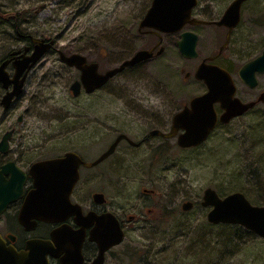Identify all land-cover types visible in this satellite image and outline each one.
Instances as JSON below:
<instances>
[{
  "label": "rangeland",
  "instance_id": "1",
  "mask_svg": "<svg viewBox=\"0 0 264 264\" xmlns=\"http://www.w3.org/2000/svg\"><path fill=\"white\" fill-rule=\"evenodd\" d=\"M152 1L0 0V59L15 44L17 33L22 38L30 34L55 40L56 49L82 54L105 72L156 44L153 36L138 33ZM211 1L220 17L232 0ZM208 30L196 28L202 36V57L217 52L224 42L223 37L206 41ZM234 41L236 53L223 63L238 74L244 63L264 50V0L245 4ZM58 57L45 58L23 97L4 115L0 92V142L14 130L8 153H0V165L14 160L27 169L69 151L96 160L122 134L138 143L154 129L168 132L174 114L198 92L193 76L201 55L184 59L176 46H167L164 55L114 78L95 94L77 98L70 86L79 73L61 65ZM187 73H191L188 79ZM239 88L244 91L242 83ZM225 133L228 136L220 135ZM220 134L193 150H181L177 139L165 142L160 137H151L149 145L139 148L121 142L98 168L116 175L114 189L107 192L119 210L146 204L144 189H155V203H162L152 221L130 223L123 244L113 249L115 256L107 264H264V239L244 232L234 239L232 228L208 222L209 209L201 205L207 188L221 197L241 192L253 205H264V107L261 118L243 117ZM98 185L86 188V195ZM186 199L195 204L189 212L182 210ZM171 211L173 215L168 214ZM158 216L160 220H155ZM14 218L11 213L0 218L1 233L23 235Z\"/></svg>",
  "mask_w": 264,
  "mask_h": 264
},
{
  "label": "water",
  "instance_id": "2",
  "mask_svg": "<svg viewBox=\"0 0 264 264\" xmlns=\"http://www.w3.org/2000/svg\"><path fill=\"white\" fill-rule=\"evenodd\" d=\"M246 1H233L217 25L226 26L230 31L237 27L241 21L242 5ZM196 5L197 0H154L141 22L140 29L149 28L158 33H178L188 23L209 24L205 21L191 19L192 10ZM35 42L36 49L32 56L15 64L14 78H11L6 70L8 62L0 65V82L5 89H9L10 85L14 86L13 90L7 92L1 100L5 110L9 109L13 101L22 94L28 70L36 65L55 44V41L35 40ZM197 43L198 36L195 33L184 32L178 46L182 55L195 59L198 56ZM153 52V50H140L132 58L103 74L99 73L97 63L88 64L87 58L82 54L67 55L59 50V58L67 66L74 67L81 73L80 80L71 86L73 95L78 97L82 89L90 94L105 86L125 69L150 60ZM162 52L163 49L159 53ZM258 74H264V51L256 59L244 64L239 72L243 83L252 89L258 86ZM197 78L205 81L209 93L194 98L189 106L177 113L173 118L169 133L154 130L151 135H161L172 139L179 131H183L178 136V146L183 149L197 147L207 140L216 127L218 119L214 108L216 102L222 103V109L225 111L222 121L225 123L243 115L253 106V104H245L235 98L236 85L229 73L221 67L204 62L198 67ZM220 93H225V95L217 97ZM259 101H264V94ZM21 120L20 117L19 122ZM13 134L14 130L4 134L0 142V153H8ZM123 140L128 141L134 147L139 145L127 135L122 134L92 164L84 163L76 153L69 152L64 157L43 160L31 165L29 174L33 179L34 188L28 193L23 203L18 216L19 224L26 231L31 232L35 230L38 221L56 223L72 215H77L78 220H84L80 207L71 202L72 192L80 178V166L84 164L91 167L103 162L116 151ZM26 181V172L15 161H9L0 168V217L6 213L11 203L24 196ZM202 206L210 208L207 215L210 224L241 226L264 239V207L253 205L244 194L235 192L222 198L214 189L207 188L204 191ZM191 208V203L183 205L185 211ZM10 239L14 240V237L11 236ZM91 240L99 247V255L92 264H104L107 251L122 244L124 232L116 219L108 221L105 218H98L97 228ZM63 244L61 249L56 250L51 242L31 240L26 250L18 251L12 245L7 246L6 240L0 234V264H50L48 255L56 256L59 251L66 254L62 264H84L81 255L82 241L77 246L67 242Z\"/></svg>",
  "mask_w": 264,
  "mask_h": 264
},
{
  "label": "flooded vegetation",
  "instance_id": "3",
  "mask_svg": "<svg viewBox=\"0 0 264 264\" xmlns=\"http://www.w3.org/2000/svg\"><path fill=\"white\" fill-rule=\"evenodd\" d=\"M233 1H235V0H232L230 2V4ZM249 1L250 0H247L246 2L243 3L242 9L244 8L245 4ZM152 3H153V1L151 2L149 9L151 8ZM209 4L210 5L212 4L211 0H197V5L193 8L192 15H191V19H197V20L205 21V22H208L209 24H191V23H188L178 33H158L156 31H153V30L148 29V28L140 29L141 22L143 21L145 15L149 11V9L146 11V13L144 14V16L142 17V19L140 20V22L138 24L139 36H153L156 39V44L154 46L150 47L149 49H144V50H153L154 51L153 57L150 60L164 55L167 52V46H169V45L170 46H176L179 50L180 55L184 59H189V58H186L184 55H182V53L180 52L178 43L182 39V34L184 32H192L198 36V43H197V54H198V56L195 59H189V60H196L201 55V60L198 63V66H197V68L194 72V76H193L194 82L196 84H198L197 85L198 86L197 87L198 92L190 100V102L184 106V108L189 106L191 101L194 98L202 97V96L209 93V88H208L207 84L205 83V81L197 78L198 67L204 62L208 65L221 67L227 73H229V75L232 77V79L236 85V88H237L235 98L240 99L245 104H253V106L251 108H249V110H247L243 115L238 116L234 119H231L228 123H225L222 121V117L225 113V111L222 109V103L216 102L214 104V108H215V111L217 113V118H218L216 127L213 129V131L210 133L209 137L207 138V140L203 144H201L200 146H197V147L190 148L192 150L198 149V148L202 147L203 145H205L210 140V138L216 134V132H219V134H220L221 131H224L225 128H227L229 125H231L236 120H239L243 117L250 116V115H254L257 118L258 117L261 118L263 115V107H264V101H259L261 96L264 94V86L261 85V80L264 77V74H258L257 75L258 86L256 88L252 89V88L248 87L246 84H244L243 81L241 80V78L239 76V72H240L241 68L239 69L238 74H237L234 69L229 68L227 65H225L223 63V60H228V59L232 60L231 57L236 53V42L234 40H235L236 34L239 32L241 21H240L239 25L237 27H235L232 31H230V29L226 26L217 25V22H219V20L223 17L225 11L230 6V4L228 5L226 10L224 11V13L220 17H217V15L214 14V12L211 9V6ZM241 16H242V12H241ZM128 27L132 28V24L128 25ZM198 27L209 28V30L206 34V41H208V42L213 43L215 40H217L218 37L224 38V42L220 45L217 52H213L212 54L210 53V54L204 55L202 57V54L199 52V46L201 43V37L202 36L198 32H196V28H198ZM19 28L17 29L18 31H19ZM20 30H21V28H20ZM17 35H18V38H17L15 44H13L12 47L9 48L7 50V52H5L3 57L0 59V65L4 62H8L6 70L9 73V76L11 78H14V74L16 72L15 64L24 60L25 58L32 56V54L34 53V51L36 49L35 40H45L47 42L55 41V40H51V39L44 38V37L43 38L36 37V36L30 35V34L26 35L23 38H22L23 35L20 36L19 33H17ZM132 37H133L132 32L128 30L127 31V39L131 40ZM176 38H178V40H175ZM16 43H18V44H16ZM55 46H56V41H55V44L52 47V49L50 51H48L43 56V58L37 62L36 65H34L30 70H28V72L26 74L24 87H23V92H22L21 96L19 97V99H21L23 97V95L25 93V88L29 87V85L32 81L34 71L40 66V64H42L45 61V58L47 56L52 55V54L53 55H55V54L59 55V52H58L59 50L56 49ZM161 49H163V52L159 53ZM263 51H262V53H263ZM133 55H135V53ZM133 55L127 57L125 60L130 59ZM258 56H256L255 58H257ZM255 58H253L249 61H252ZM87 60H88V58H87ZM58 61L61 62L59 57H58ZM148 61L142 62V63H140L134 67H129V68L125 69L121 74L115 76L114 78L121 76L123 73H125L129 70H134L135 68L141 66L142 64H145ZM249 61H247V62H249ZM89 63H97L99 66V68H98L99 73H105L106 72V71L105 72L101 71L100 64L98 62L88 60V64ZM61 65H64L67 69H74L79 73V78L77 80H75L73 83L80 80L81 73L79 70H77L76 68L68 67L62 62H61ZM24 74L22 75L21 79L23 78ZM190 76H191V73H187L186 79L190 78ZM113 79H111V80H113ZM224 79H222V80L225 82ZM239 83H242L244 86L243 92L240 91ZM107 84L105 86H103L102 88L97 89L90 94H88L84 90H82L80 96L83 93H85L86 95H93L96 92L103 89L104 87H106ZM13 88H14V86L10 85L9 89H5L3 84L0 82V91L2 93V97L7 92L12 91ZM70 91H71V86H70ZM71 93H72V91H71ZM223 95H225V93H220L219 95H217V97H221ZM19 99H17V100H19ZM180 111H178V112H180ZM174 116H175V114H174ZM174 116H173V118H174ZM173 118H172V122H171V128H172ZM171 128H170V130H171ZM154 130H159V129H154ZM154 130H152V131H154ZM170 130L168 132H163L161 130H159V131L166 134V133H169ZM151 132L148 136L144 137L143 139L140 140V142H138L139 145L136 146V148H139L143 145H149L151 137H160V138H162L163 141L167 142L169 140L178 139V136L181 133H183V131H179V133L176 135L175 138L167 139V138L162 137L161 135H151ZM220 135H223V136L227 135L228 136V134H226V133L220 134ZM121 142H127V141L123 140ZM180 149L181 150H188V149H183V148H180ZM69 152H74V151H69ZM69 152H65L62 155L55 156V157H52L50 159H56V158L64 157ZM74 153H76L82 159V161L86 164H92L98 159L97 158L96 160H94V159L88 160V159H86L87 158L86 156H83L77 152H74ZM113 154L96 166L87 167L84 164H81V166H80V169H79L80 178H79V180H78V182H77V184H76V186L72 192L71 202H72V204L80 207L84 220H78L77 215H72V216L68 217L67 219H65L64 221L56 222V223H46V222L38 221L35 230H33L31 232L26 231V229L22 225H20L18 222V216H19V213L22 209L23 203H24L28 193L30 191H32L34 188L33 179L29 174V169H30L31 165L29 166V168L26 169V168H24L25 166L19 165V162L16 161L17 164L19 165V167H21L27 173L25 192H24V196L21 199H19L18 201L14 202V203H11L8 210L6 211V213L3 216H6L9 213H11L12 216L15 217L14 221H15L16 225H18V227H20V230H21L23 235L22 236L14 235L12 232H10L8 230L5 233L0 232V234L6 240L7 246L12 245L18 251H23V250H26V246H27L29 241H31V240H42V241L51 242L53 245V248L58 250V249L62 248V246L64 245L63 243H66V242L72 243V244H75L77 246V244L80 241H82L81 255H82L84 264H92L99 255V247H98L97 243L91 240V236H92L94 230H96V228H97L98 218L99 219L105 218L108 221L113 219V218L116 219L119 222L120 227L122 228V230L124 232V240L126 238L127 231H128V228H129V225L131 222L140 223V222L144 221V222L148 223V222L152 221L153 218L156 216L155 214L158 213L157 206L162 205L161 202H159L158 204L155 203V198L157 195V192L155 189H149V190L144 189L143 190V192H145L144 194L148 197L146 204H137L134 207H132L131 209L124 208V209H122V211L119 210V207H115L114 204H111L110 197H109V194L107 192V188L113 187L112 190L114 189V185H116V183L114 182L113 177H115L116 175L113 176L114 174H111V176H112L111 177L110 175H108L109 173H107V172L103 173L98 168L104 162L110 160L112 158ZM45 160H47V159H45ZM8 161H10V160H8ZM2 165L0 167H2ZM109 177H111L112 180ZM107 178L111 181V183L109 182V180ZM91 184L92 185L93 184H99V185L96 186V187H98L96 190H94V191L90 192V194L86 195L85 189L88 187H91L90 186ZM80 185H83V187H81V189H79ZM185 203H191L192 204V208L189 211L193 210V208L195 207L194 202L186 199L185 202L182 204V210H183V205ZM201 205H202V203H201ZM205 209H208V208H205ZM183 211H185V210H183ZM189 211H186V212H189ZM131 212H133L134 214L133 213L130 214ZM155 220H160V217L158 216ZM8 223H9V220H8ZM11 236L14 237V240L10 239ZM124 240H123V242H124ZM122 244H120V245H122ZM116 247H118V246H116ZM116 247H113L112 249L107 251V253L105 254V263L104 264H107V262H109L110 257L115 256L113 249H115ZM65 255H66L65 253L60 252V251L57 252L56 256L48 255L49 263L50 264H62V260L65 258Z\"/></svg>",
  "mask_w": 264,
  "mask_h": 264
},
{
  "label": "trees",
  "instance_id": "4",
  "mask_svg": "<svg viewBox=\"0 0 264 264\" xmlns=\"http://www.w3.org/2000/svg\"><path fill=\"white\" fill-rule=\"evenodd\" d=\"M11 20V18H8L7 20H6V22L7 21H10ZM8 24V23H7ZM1 92V91H0ZM7 112H6V110H3V112H2V114L4 115V114H6ZM1 114V115H2ZM1 115H0V117H1ZM1 123H2V121L0 120V125H1ZM3 129V128H2ZM1 166V165H0ZM257 205L258 206H264V205H262V204H260V203H257ZM173 212L174 211H171V212H169L168 214L169 215H173ZM221 227H225V228H232L233 230H232V235H233V238L235 239V238H239L240 236H242L243 235V232L245 233V234H247V235H251V234H253L252 232H250V231H248V230H246V229H243V231H242V227H239V226H227V225H220ZM242 232V233H241ZM233 239V240H234Z\"/></svg>",
  "mask_w": 264,
  "mask_h": 264
}]
</instances>
